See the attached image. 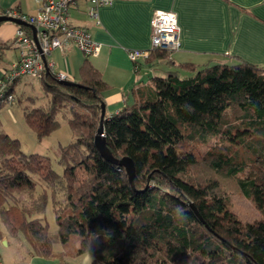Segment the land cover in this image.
<instances>
[{
    "label": "trees",
    "instance_id": "16d2710c",
    "mask_svg": "<svg viewBox=\"0 0 264 264\" xmlns=\"http://www.w3.org/2000/svg\"><path fill=\"white\" fill-rule=\"evenodd\" d=\"M13 43L0 41V62ZM171 55L153 48L146 60L171 63ZM86 56L79 81L60 82L45 69L48 102L24 107L38 140L59 129V114L67 118L73 139L59 147L62 173L50 156L25 152L0 121V239L6 234L45 258L91 253V264H264V215L242 222L220 191L233 179L264 214V66L184 62L191 75L174 69L133 90L104 121L113 155L135 163L132 186L124 167L95 146L108 84ZM10 72L0 80L15 100L24 76L10 81ZM201 165L211 175L201 179ZM59 242L65 250L56 252Z\"/></svg>",
    "mask_w": 264,
    "mask_h": 264
},
{
    "label": "crops",
    "instance_id": "0c3cea01",
    "mask_svg": "<svg viewBox=\"0 0 264 264\" xmlns=\"http://www.w3.org/2000/svg\"><path fill=\"white\" fill-rule=\"evenodd\" d=\"M39 7L38 0H0V12L18 8L27 13H36ZM88 7V0H77L70 8V20L73 25L89 30L92 37L101 43L99 54L89 58L108 84L104 92L106 116L131 102L134 99L133 90L148 83L151 76L180 69L179 64L184 62L202 65L245 60L264 66V0H114L112 5L99 8L100 23L89 17ZM157 10L177 14L181 47L172 52L171 63L161 60L151 66L146 58L136 63L128 52L152 48V20ZM17 27L13 22H2L0 41L13 42ZM9 50L11 55L8 54L7 61L0 62L3 63L0 64V79L13 68L19 57L18 47L14 43ZM86 57L74 42L56 47L46 56L47 72L50 71L55 77L57 73L64 72L67 80L79 81L80 66ZM1 241L5 246L15 243L17 249L22 251L15 262L6 261L1 253L0 258L5 264L68 263L67 256L60 260L31 255L27 250L28 244H19L6 234ZM54 247L57 252L63 251L59 243ZM75 257L82 258L83 254L71 258ZM91 257L93 260V255Z\"/></svg>",
    "mask_w": 264,
    "mask_h": 264
},
{
    "label": "built area",
    "instance_id": "2783aa9c",
    "mask_svg": "<svg viewBox=\"0 0 264 264\" xmlns=\"http://www.w3.org/2000/svg\"><path fill=\"white\" fill-rule=\"evenodd\" d=\"M39 10L36 13H27L18 8H8L5 15L19 18L37 28L34 40L33 30L29 34L18 25L15 42L19 48V60L11 69L8 80H14L20 76L40 78L44 75L46 66L43 57H46L54 48L63 47L70 42L76 45L88 56H96L101 49V43L92 37L89 30L76 26L70 20V8L77 0H38ZM87 13L96 23H100L99 8L112 5L114 0H88ZM152 33V48H160L174 52L181 47L180 26L177 14L174 11L157 10L154 13ZM149 50H130L129 56L137 62L141 58L149 56ZM51 65L50 67H52ZM67 74H56L58 80H65ZM7 83L0 80V105L12 102L14 95L6 93ZM0 264H5L0 258Z\"/></svg>",
    "mask_w": 264,
    "mask_h": 264
},
{
    "label": "rangeland",
    "instance_id": "374dc122",
    "mask_svg": "<svg viewBox=\"0 0 264 264\" xmlns=\"http://www.w3.org/2000/svg\"><path fill=\"white\" fill-rule=\"evenodd\" d=\"M7 56L3 59L7 61L8 54L11 55V51H7ZM2 62V61H1ZM0 63V64H3ZM10 66V65H9ZM179 70V74L182 77L191 75L193 72H189L183 69ZM28 97L33 98V101L29 100ZM48 102V96L45 94L43 89V82L40 78H34L30 76H24L19 80L15 87V100L11 103H4L0 107V121L3 124L4 129L11 134V136L16 137L20 140L22 149L27 153H41L51 157L52 165L57 170V172L62 173L63 168L58 163L59 157V147L60 145H66L73 139L72 130L69 126L68 120L62 114L58 115L61 126L59 129L54 131L51 135L38 140L34 131L28 126L25 117H24V107L25 106H43ZM213 138L210 139L212 141ZM202 149H205L204 145H200ZM196 173L198 176H201V179L205 178L204 176L211 175L207 172L206 167L198 166ZM221 183V182H220ZM220 191L224 193L226 190V197L228 198L230 209L237 215V217L242 222L252 221L255 218L261 217L264 214L256 207L253 200L246 197L237 187L233 179H223ZM197 213V212H196ZM46 217L50 223V229L53 232L58 230V225L55 221V215L49 204ZM1 224V223H0ZM2 226V224L0 225ZM80 244V242L78 241ZM78 243L75 246L78 247ZM56 244V243H55ZM54 244V245H55ZM59 244H61L59 242ZM62 249L65 250V247L61 244ZM54 250L56 247H53ZM6 261H18L16 256H21L22 251L17 249L15 243H11L10 246H5L0 239V255ZM91 253H84L82 258H71L67 259V264H85L86 258ZM57 258V257H55ZM54 258V259H55Z\"/></svg>",
    "mask_w": 264,
    "mask_h": 264
},
{
    "label": "water",
    "instance_id": "95a60500",
    "mask_svg": "<svg viewBox=\"0 0 264 264\" xmlns=\"http://www.w3.org/2000/svg\"><path fill=\"white\" fill-rule=\"evenodd\" d=\"M13 22L16 23L17 25H29L32 30H33V36H34V40L35 42L38 44V39L36 37V31L37 28L34 25H31L19 18L16 17H12V16H8L5 14H0V23L2 22ZM43 62L46 66V69L48 70V66H47V62H46V57H43ZM60 82L63 83H72L69 80H60ZM105 116H106V104L105 102L102 103V113H101V119H100V125L97 129V132L95 134V138H94V143L95 146L97 147L98 151L100 152V154L108 161L119 165V166H123L126 174L128 176V180L130 182V184L132 186H134V178L136 175V167H135V163L133 161V159L127 155L121 157V158H117L113 155V153L111 152L109 146L107 145V141H106V136H105V127H104V121H105ZM189 205L197 212V214L199 215L196 207L194 206V204L192 202L189 203Z\"/></svg>",
    "mask_w": 264,
    "mask_h": 264
},
{
    "label": "clouds",
    "instance_id": "9594fccd",
    "mask_svg": "<svg viewBox=\"0 0 264 264\" xmlns=\"http://www.w3.org/2000/svg\"><path fill=\"white\" fill-rule=\"evenodd\" d=\"M91 260H92L91 255H88L86 259V264H91Z\"/></svg>",
    "mask_w": 264,
    "mask_h": 264
}]
</instances>
